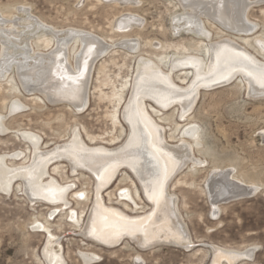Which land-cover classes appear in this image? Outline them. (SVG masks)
<instances>
[{"label": "bare ground", "instance_id": "1", "mask_svg": "<svg viewBox=\"0 0 264 264\" xmlns=\"http://www.w3.org/2000/svg\"><path fill=\"white\" fill-rule=\"evenodd\" d=\"M114 1L123 6L132 4V0ZM174 1L179 8V12L171 17L174 32L178 34L180 29H184L210 39V30L208 32L205 27V22H208L220 26H217L218 37L210 39L209 44L197 39L188 44L146 40L145 45L150 50H145L146 55L138 52L134 76L119 85H115L119 74L110 77L107 64L118 65L113 57L121 49L124 58H135L133 55L138 49L135 39L125 37L114 42V46L90 30L69 27L63 33L64 29L49 27L29 13L26 5L15 8L16 13L25 14L26 21L21 27L18 21L20 17L16 13L15 18L0 13V87L3 90L24 91L32 95L33 100L47 101L51 105L64 103L75 111H83L89 103L93 68L100 62L96 87L98 94L109 102L115 101V106L120 105L123 99L121 114L125 124L124 137L116 147L88 144L77 132L62 144L43 149L39 133L22 131L23 137L31 144L30 155L20 165H12L8 163L7 154H0V192H9L14 181L20 179L29 201L66 204L71 184L59 182L54 175L62 177L65 168L72 172L79 170L82 175L85 170L93 175V195L87 211L84 215L80 213L76 216L73 222L76 226L82 221L79 228L87 239L107 246L116 245L122 238L135 239L141 248H150L159 243L189 246L192 239L182 219L180 201L177 202L171 187L195 186L194 172L202 171L204 164L201 156L208 153L202 143L199 127L192 121L191 110L201 87L212 89L237 80V85L244 84L248 96L264 98V34L255 33L259 25L250 17L254 4L264 0ZM261 12L264 16V9ZM125 15L115 21V28L121 33L131 29L136 22L133 21L135 13ZM224 29L227 33L223 32ZM116 43L120 46H116ZM125 64L123 62L122 65ZM185 67H190V71H186ZM179 82L184 86L181 87ZM103 86H110L111 91L104 92ZM127 86V97L123 98ZM172 107L179 117H185L184 125L175 122L171 128L167 111H171ZM22 108L20 99L9 101L5 113L0 112V134H7L9 130L5 124L7 116L19 113ZM111 116L119 124L117 109L112 110ZM178 129V139L171 142L168 138H175L174 133ZM260 135L264 142V131ZM88 137L91 142L95 140L93 136ZM20 155L14 154L16 157ZM214 161L218 163L219 158L216 156ZM51 164L52 173L49 171ZM231 165L221 167L215 164L205 176L201 192L209 197L212 214H216L228 198L247 197L258 189L256 182L246 181L235 174ZM123 175L129 179L132 189H126L129 185L118 186L120 192L115 193L114 200H118L122 206L107 204L101 191L115 177ZM189 175L191 179L187 180ZM112 194L111 191L107 192L109 197ZM76 197L84 199L85 194L76 193ZM136 198L147 201V209L142 213L136 212ZM54 251L50 240H47L43 248L44 264L63 263V255ZM211 253L209 264H237L242 259L250 260L254 249L248 246L214 248ZM91 255L93 253L81 252L79 256L86 264Z\"/></svg>", "mask_w": 264, "mask_h": 264}, {"label": "rangeland", "instance_id": "2", "mask_svg": "<svg viewBox=\"0 0 264 264\" xmlns=\"http://www.w3.org/2000/svg\"><path fill=\"white\" fill-rule=\"evenodd\" d=\"M110 1L0 0V13L15 18V8L26 5L29 13L49 27L64 29L63 33L69 27L90 30L101 35L114 46V42H119L125 37L135 39L138 47L137 53L133 55L135 58H124L121 49L113 57L118 65L107 64L110 77L119 74L115 85L134 76L137 69V54H147L145 50L150 48L145 44L149 39H152L150 40L152 42L173 44L193 43L197 39L204 41V44H209L210 39L218 37L217 26L219 28L220 26L210 25L208 22H205V27L208 32L210 30V39L184 29H180L178 34L174 32V22L171 17L173 18L179 12L174 0H132L131 5L125 6L116 4L114 0ZM262 9H264V2L254 4L250 9V17L259 25L255 33L263 35ZM126 13L133 15L135 13L133 21L136 22L131 29L121 33L115 28V21L116 18L125 17ZM16 15L20 17L19 26H23L26 21L25 14L17 12ZM136 25L142 27L137 28ZM39 32L40 29L37 33ZM223 32L227 33L225 29ZM194 35L196 38L193 37ZM118 45L119 43H116V46ZM123 62L126 64L122 65ZM99 64L100 62L96 63L93 68L89 103L83 111H75L64 103L51 105L47 101L33 100L32 95L22 90V92L13 91L14 89L3 90V87H0L1 113H5L6 106L13 98L20 99L23 104L19 113L9 115L7 120L5 119L6 122H4L9 127L7 134H0V154H7L8 163L20 165L30 155L31 144L27 138L23 137L22 131L32 130L36 134L39 133L43 149L62 144L77 132L88 144L97 143L107 147L120 145L124 137L123 128H125L121 114L123 99L120 105L115 106L117 104L115 101L109 102L98 94L96 87L97 78L100 77ZM185 68H187L186 71H190V67ZM238 81L221 84L212 89L207 88L208 90L201 87L197 101L191 110L192 121L198 125L202 143L208 149V153L201 156L204 164L202 171L194 172L195 186L171 187V192L176 194L177 202L180 201L178 203L182 219L192 239L189 246L159 243L150 248H141L138 242L131 238H122L116 245L107 246L87 239L79 228L82 221L75 226L73 220L80 213L84 215L88 209L89 200L93 195V175L90 173L92 175L90 176L85 170L82 175L79 170L72 172L65 168L62 177L58 174L54 177L61 183L71 184L66 204L29 201L20 179H17V182L14 181L9 192H0V264H44L43 248L47 240H50L54 252L58 251L63 255L62 264H84L79 256L81 252L93 253L86 264H209L214 248L236 249L246 246L253 248L254 253L250 260L242 259L237 264H264V142L260 135L264 131V98L248 96L246 87L242 83L237 85ZM12 82L16 84L15 80ZM179 84L182 85L181 87L184 86L181 82ZM103 91L109 93L110 86H103ZM127 93L128 86L123 91V98L127 97ZM114 109L118 111L119 124L117 120L111 118V112ZM170 110L167 112L170 114L171 128L174 127L175 122L184 125L185 117H179L174 107ZM178 132L179 129L174 133L175 138L168 139L176 142L179 137ZM88 136L95 137V140L91 142ZM16 153L21 155L16 157L14 156ZM215 155L219 158L218 163L214 161ZM230 163L235 174L246 181L256 182L258 189L250 196H244L245 198L242 196L228 198L220 205L218 212L212 214L210 199L201 192V187L207 172L213 165L219 164L225 167ZM52 164L54 165L55 162ZM52 164L49 166V171L53 167ZM123 178L125 180L120 182ZM186 179L190 180L191 176H187ZM128 185L129 188L126 189H132L133 186L124 175L115 177L112 183L101 191V196L107 204L122 206L118 200H114V195L120 192L117 190L118 186L128 187ZM109 191L113 193L110 197L107 195ZM76 193H84L85 198L76 199ZM135 200L139 209L136 212L142 213L147 209L145 199L141 201L136 198ZM130 205H132L131 202ZM40 224L44 226L40 227ZM72 224H74L73 227Z\"/></svg>", "mask_w": 264, "mask_h": 264}]
</instances>
